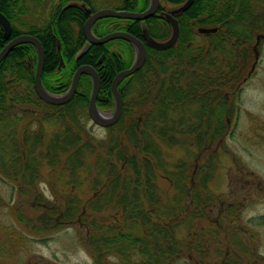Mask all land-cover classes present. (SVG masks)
Listing matches in <instances>:
<instances>
[{"label":"trees","instance_id":"obj_1","mask_svg":"<svg viewBox=\"0 0 264 264\" xmlns=\"http://www.w3.org/2000/svg\"><path fill=\"white\" fill-rule=\"evenodd\" d=\"M85 1L92 11L108 7L142 12L149 6V0H101L99 6L96 0ZM164 1L177 6L185 0ZM26 3L0 0V12L12 23L7 11L22 13ZM162 6L160 1L156 13L144 21L100 18L92 24V33L100 37L118 29L143 40L142 29L146 27L154 39L165 40L171 27L161 15ZM86 19L84 12L74 7L63 13L58 31L71 34L69 44L50 23L43 29H23L12 23L10 38L23 33L38 38L43 48L41 80L52 94L69 89L78 66L94 67L100 82L96 106L112 112V80L117 72L130 67L135 50L128 41L115 39L91 45L75 58V51L85 41L82 26ZM176 19L179 35L175 44L161 50L145 45L143 66L119 83L120 117L105 128L106 135L100 139L85 127L90 120L89 74L80 76L68 102L54 105L41 100L34 90L37 52L32 44L14 46L0 61V170L19 181L25 195L39 178L42 161L68 173L69 192H55L56 205L40 201L41 211L31 229L53 231L75 223L84 227V244L92 264H175L184 252L187 259L196 255L191 264H208L212 224H216L204 212L209 206L207 197L194 193L187 201L181 185L179 196L186 205L181 207L184 202L176 201L167 206L155 199L151 180L164 168L165 145L194 140L198 147H204L206 142L220 141L226 135V119L237 117L239 92L256 63V37L264 35V0H193ZM199 27H216L217 31L202 34ZM52 31L59 38L60 50ZM6 43L0 27V50ZM113 43L119 46L110 52L108 47ZM50 121L57 125V131L46 139L43 127ZM7 124L12 130L4 136ZM7 145L9 152H5ZM82 173L81 182L89 181L93 190L85 199L75 191L76 178ZM177 176L176 180L182 179ZM144 194L149 200L145 201ZM18 219L26 225L31 222L21 215ZM182 224L187 232L181 236Z\"/></svg>","mask_w":264,"mask_h":264},{"label":"rangeland","instance_id":"obj_2","mask_svg":"<svg viewBox=\"0 0 264 264\" xmlns=\"http://www.w3.org/2000/svg\"><path fill=\"white\" fill-rule=\"evenodd\" d=\"M160 1L167 8L176 7ZM47 18L46 14L38 16L27 12L23 20L40 26ZM256 45V63L239 92L235 104L237 117L226 119L228 129L224 138L206 142L204 147H198L194 140L163 146L166 161L162 166L166 171L158 170L151 180L155 199L167 206L177 201L178 204L184 202L181 205L184 207L194 193L207 197L209 206L204 212L216 224V227L212 224L208 264L226 261L229 264H264V39ZM114 46L119 45L115 43ZM85 127L98 139L106 135L105 128L91 120L86 121ZM11 130L7 124L3 135L8 136ZM56 131L57 125L52 121L44 123L46 139ZM8 145L5 152H9ZM39 169V178L28 190V195L23 194L18 180L13 181L0 170V264H92V256L84 244V227L75 223L53 231H32V222L41 211L40 201L56 205L59 203L56 195L66 194L70 189V176L59 166L50 167L42 161ZM177 175L182 179L176 180ZM82 176L83 173L76 178L75 191L85 199L93 190L89 181L81 182ZM181 185L183 192H187V201L179 196ZM144 199L149 200V196L144 194ZM20 215L30 219V224L20 222ZM186 232L187 226L182 224L179 234L182 236ZM187 258L184 252L175 264H191L196 255Z\"/></svg>","mask_w":264,"mask_h":264},{"label":"water","instance_id":"obj_3","mask_svg":"<svg viewBox=\"0 0 264 264\" xmlns=\"http://www.w3.org/2000/svg\"><path fill=\"white\" fill-rule=\"evenodd\" d=\"M149 1H150L149 6L147 7L146 10L142 12H134L124 9L117 10L112 8H102L92 13L90 9H86V14L89 16L87 20L84 22L83 32L88 44L84 47L82 52H85L91 44H103L113 39L126 40L129 43H131V45L135 49V58L132 64L130 65V67L117 72V74L114 76L112 80L111 90L114 97V110L111 113H104L100 111L96 106V98L98 95L100 82L96 69L90 65H80L76 68L71 79L70 87L67 90V92H65L64 94L58 95L48 92L44 88L41 80V76L43 72V48L40 41L32 35L22 34L9 40L0 50V61L14 46L22 43L32 44L37 50V63L35 67L34 82H33L34 90L37 96L41 100H43L46 103L54 104V105H61L68 102L76 91L80 76L82 74H89L92 79V89L87 105V112L90 117V120L92 121V123H94L99 127L110 126L118 120L122 110V98L118 91L119 83L122 81L123 78H125L128 75H131L132 73L136 72L138 69H140L143 66L146 59L145 45L150 46L157 50H161V49L169 48L175 44L179 35V24L176 19V16L181 12L185 11L186 9H188L189 6L192 4L193 0H185L182 4L173 8L165 7V10L161 12V15L171 27L170 36L165 40L154 39L148 33L146 27H143L142 29L143 40L122 30H116L108 34H105L101 37H96L91 31V26L94 21L104 17L144 21L145 19L155 14L159 7V0H149ZM0 26L3 30L4 38L7 39L11 33V25L9 20L2 13H0ZM197 31L202 34H207L217 31V28L199 27ZM260 38H264V35H260L256 37V44L259 42ZM253 68L254 66L252 67V69Z\"/></svg>","mask_w":264,"mask_h":264},{"label":"flooded vegetation","instance_id":"obj_4","mask_svg":"<svg viewBox=\"0 0 264 264\" xmlns=\"http://www.w3.org/2000/svg\"><path fill=\"white\" fill-rule=\"evenodd\" d=\"M25 2H27L26 4H28L27 5V8L25 9V10H23V12L22 13H19V12H17L16 10H11V9H9L8 11H7V13L8 14H10L11 16H12V19H13V25H16L17 27H19V28H22V27H20L21 25L24 27V26H29V27H33L34 29H43V28H45V26H46V24L47 23H50L49 24V26L56 32V34L58 35H60V37L63 39V41L65 42V43H67V44H69L71 41V34H69V33H67L66 31H64V32H62V31H58L59 29H58V24L60 23L59 22V20L61 19V16L63 15V13L65 12V11H67L68 10V12H69V9L70 8H72V7H74V8H77V9H79V10H82L83 12H84V14L87 16V18H88V16L89 15H87L86 14V9H90L91 10V8H90V6L86 3V1L85 0H24ZM97 1V5L99 6L100 4H102L103 2L101 1V0H96ZM150 2V1H149ZM159 5H160V0H159ZM163 6V10H165V7L167 8V5L166 4H162ZM170 5H172V4H170ZM32 6V7H31ZM173 6H175V5H173ZM29 8H32V9H29ZM102 8H108V7H102ZM101 7L100 8H97L96 10H99V9H102ZM95 10V11H96ZM158 10V9H157ZM27 12H32L34 15H36V14H38V16H42V15H44V14H46L47 16H48V20L45 22V23H43L42 25H40V26H34V25H30V24H28V23H25L24 22V20H23V17H24V15H25V13H27ZM91 12L93 13L94 11H92L91 10ZM0 13H2V12H0ZM3 14V13H2ZM40 14V15H39ZM5 17H6V15L5 14H3ZM7 18V17H6ZM8 19V18H7ZM9 20V19H8ZM67 20V19H66ZM87 20V19H86ZM85 20V21H86ZM9 22H10V25H11V32H12V23H11V21L9 20ZM68 21H66V23H67ZM95 22V21H94ZM93 22V23H94ZM68 25L70 26V27H74L75 25H74V23L73 22H71V21H69L68 22ZM83 25H84V23H83ZM1 27V26H0ZM76 27V26H75ZM92 27V26H91ZM113 28V27H112ZM77 29V28H76ZM116 30H118V29H116ZM115 29H112L110 32H113V31H116ZM35 31V30H34ZM54 31H52L53 32V35H52V38H53V40L55 41V43H56V46H57V49L58 50H60V46H59V38H57V36H56V34L54 35ZM92 31V30H91ZM123 31V30H122ZM82 32H83V26H82ZM110 32H108V33H110ZM107 33V34H108ZM23 34H27V33H23ZM38 34H41V32H38ZM46 34V33H45ZM10 35H11V33H10ZM10 35H9V37L6 39L7 40V42L9 41V40H11V39H13V38H15V37H17V36H19V35H22V34H19V35H17V36H15V37H12V38H10ZM28 35H31V34H28ZM83 35H84V32H83ZM33 36V35H32ZM95 36V35H94ZM35 37V36H34ZM96 37H99V36H96ZM101 37V36H100ZM84 38H85V35H84ZM38 39V38H37ZM113 40H115V39H113ZM111 41V40H110ZM69 42V43H68ZM109 42V41H108ZM107 43V42H106ZM30 44V43H29ZM88 44V42H87V40H86V38H85V41H84V43L82 44V47L80 48V49H78V50H76L75 51V58H78L79 56H81V55H83V54H85L88 50H89V48H90V46L91 45H100V44H91L90 46H89V48L85 51V52H82L83 51V49H84V47L86 46ZM103 44H105V43H103ZM117 44V43H116ZM114 45H115V43H114ZM109 46L108 47V49L110 50V52H113L115 49H117V48H115V46ZM117 46H118V44H117ZM36 49V48H35ZM73 50H75V48L73 49ZM36 52H37V50H36ZM65 53H68L69 54V51H66ZM68 54H66V55H64V56H67ZM109 55H111V54H109ZM63 64V62H61V65ZM60 68V66L58 67V69ZM223 264H229V263H227V261H226V263H223Z\"/></svg>","mask_w":264,"mask_h":264}]
</instances>
